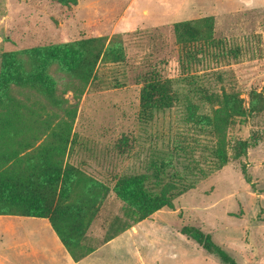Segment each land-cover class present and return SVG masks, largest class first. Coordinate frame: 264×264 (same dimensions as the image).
Returning a JSON list of instances; mask_svg holds the SVG:
<instances>
[{"label":"rangeland","instance_id":"obj_1","mask_svg":"<svg viewBox=\"0 0 264 264\" xmlns=\"http://www.w3.org/2000/svg\"><path fill=\"white\" fill-rule=\"evenodd\" d=\"M208 16L215 46H204L187 71L172 76L177 97L171 106L144 116L133 66L150 53L177 71L172 24ZM94 36L106 43L122 39L128 61L98 62L78 92L57 63L48 70L75 111L65 162L109 188L87 242L98 245L115 216L126 218V205L112 191L119 176L147 174L159 182L157 190L177 193L170 207L76 264H221L180 233L185 224L210 233L239 264H264V111L239 117L220 108L228 93L245 107L250 89L264 94V0H0V64L5 52L25 62L31 48ZM182 72L195 75L194 83ZM219 139L228 154L221 166ZM239 139L249 146L234 158ZM28 219L34 218L0 215V264L47 263L55 245L67 255L47 219Z\"/></svg>","mask_w":264,"mask_h":264},{"label":"trees","instance_id":"obj_2","mask_svg":"<svg viewBox=\"0 0 264 264\" xmlns=\"http://www.w3.org/2000/svg\"><path fill=\"white\" fill-rule=\"evenodd\" d=\"M213 25L212 16L172 24L180 52L174 65L177 71H172L163 59L152 61L150 53L133 66L139 70L135 80L141 84L139 107L144 116L171 106L177 97L172 76L179 74L175 73L178 70L187 71L189 60L195 59L204 46H215ZM127 61L122 39L113 38L106 43L103 36L82 38L71 45L37 46L29 49L25 62L18 61L13 52H5L1 57L0 215L47 219L74 261L86 257L133 223L170 207L177 193L164 187L157 190L159 182L151 183L147 174L119 176L112 191L126 205V218L115 216L98 245L87 242L86 233L109 188L65 162L75 111L64 93L58 94L48 70L57 63L67 76L70 90L78 92L93 78L98 62ZM186 73L182 72L184 80L194 83L195 75ZM220 102V108L233 116L264 111V94L255 88L248 93L247 107L234 93L225 94ZM248 146V140H237L232 147L234 158L245 156ZM215 151L218 164L224 165L228 154L221 139ZM180 233L221 264H239L234 254L198 226L185 224Z\"/></svg>","mask_w":264,"mask_h":264},{"label":"crops","instance_id":"obj_3","mask_svg":"<svg viewBox=\"0 0 264 264\" xmlns=\"http://www.w3.org/2000/svg\"><path fill=\"white\" fill-rule=\"evenodd\" d=\"M26 217H31L34 219H45V218H38V217H32V216H26ZM34 219H28V220H34ZM51 233L53 236L56 235L54 230H53V232L51 231ZM58 246L59 247H57V245H55L54 251L50 252L51 256H50L49 260L47 261V263L42 262V264H76V262L71 258V256L68 253H67V255H64L62 247L60 245H58ZM98 251H99V248L96 249L95 251H93L91 254H89L85 258H87V260L90 261L92 256Z\"/></svg>","mask_w":264,"mask_h":264}]
</instances>
